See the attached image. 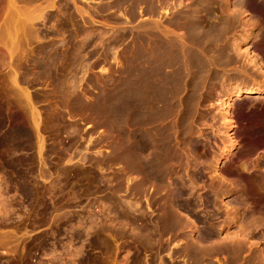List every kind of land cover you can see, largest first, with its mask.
Here are the masks:
<instances>
[{
	"label": "rangeland",
	"instance_id": "374dc122",
	"mask_svg": "<svg viewBox=\"0 0 264 264\" xmlns=\"http://www.w3.org/2000/svg\"><path fill=\"white\" fill-rule=\"evenodd\" d=\"M255 87L264 0H0V264H264Z\"/></svg>",
	"mask_w": 264,
	"mask_h": 264
},
{
	"label": "bare ground",
	"instance_id": "6f19581e",
	"mask_svg": "<svg viewBox=\"0 0 264 264\" xmlns=\"http://www.w3.org/2000/svg\"><path fill=\"white\" fill-rule=\"evenodd\" d=\"M209 13V12H208ZM8 14H10L9 12H8ZM11 15H13V14H11ZM13 18H14V16H13ZM7 19V18H6ZM10 19V18H9ZM27 21V20H26ZM193 21V20H192ZM24 23H26L25 21H24ZM21 25H22V23H20ZM157 24V23H156ZM31 26V25H30ZM187 26V25H186ZM217 27V26H216ZM1 28H3V27H1ZM9 28V27H8ZM27 28V27H26ZM13 29V28H12ZM219 29H221V30H224V29H222V27H220ZM14 31V30H13ZM20 31V30H19ZM218 31H220V30H218ZM9 32H10V30H9ZM15 32V31H14ZM29 32V31H28ZM217 31H215V33H216ZM221 32V31H220ZM218 34H221V33H223V32H221V33H219V32H217ZM5 34V33H4ZM192 34V33H191ZM194 34V33H193ZM3 35V34H2ZM8 35V34H7ZM145 35V34H144ZM148 35V34H147ZM216 35V34H215ZM192 36V35H191ZM218 36V35H217ZM211 37V36H210ZM214 37V36H213ZM216 37V36H215ZM11 38L12 37H10L9 39L11 40ZM212 38V37H211ZM210 38V39H211ZM5 39V38H4ZM190 39V38H189ZM213 40V39H212ZM7 41V40H6ZM13 41V40H12ZM8 42V41H7ZM175 42V41H174ZM14 43V42H13ZM215 43V42H214ZM175 45V44H174ZM14 46H15V44H14ZM157 46V45H156ZM169 46V45H168ZM171 47H172V45H171ZM176 47V46H175ZM177 48V47H176ZM178 50V49H177ZM220 55V54H219ZM224 56V55H223ZM217 58H218V56H217ZM221 58V57H220ZM219 58V60L221 61V59ZM223 58V57H222ZM214 59H216V58H214ZM223 60H224V58H223ZM222 60V61H223ZM218 60L216 59V62H217ZM220 61H219V63H220ZM228 61V60H227ZM217 65H218V63H216ZM221 65H222V62H221ZM211 67V66H210ZM263 74V73H262ZM146 78V77H145ZM133 87V86H132ZM136 88V87H135ZM144 89V88H143ZM264 88L263 87H255L254 89H248V91L246 92V93H252V92H259V91H262ZM153 90V89H152ZM137 95V94H136ZM131 96V95H130ZM133 97V96H132ZM130 98V97H129ZM134 99V98H133ZM142 99V98H141ZM139 100H140V98H139ZM142 101V100H141ZM192 111H193V109H192ZM154 112V111H153ZM150 113V112H149ZM158 116H160V115H158ZM163 116V115H162ZM182 116V115H181ZM2 118V117H1ZM252 120V119H251ZM188 121V120H187ZM190 121V120H189ZM1 124V123H0ZM140 127V126H139ZM4 129V128H3ZM1 131V130H0ZM257 131V130H256ZM13 133V132H12ZM6 136V135H5ZM8 136V135H7ZM9 139V138H8ZM3 140V139H2ZM171 145V144H170ZM13 146V145H12ZM25 147V146H24ZM175 147V146H174ZM126 149V148H125ZM163 150V149H162ZM172 150V149H171ZM249 150V149H248ZM166 153V152H165ZM133 154V153H132ZM163 155V154H162ZM157 156V155H156ZM154 157V156H153ZM159 157V156H158ZM130 159V158H129ZM158 160V159H157ZM163 160V159H162ZM125 161V160H124ZM262 161V160H261ZM157 162V161H156ZM132 164V163H131ZM157 167L156 168H159L158 169V171L160 170V168L162 167V164H163V162L160 160V161H158L157 163ZM262 164V163H261ZM164 165V164H163ZM231 165V164H230ZM229 165V166H230ZM232 166V165H231ZM233 167H234V165H233ZM162 168H164V167H162ZM232 169V168H231ZM162 170V169H161ZM235 170V169H234ZM139 172V171H138ZM143 172V171H142ZM161 173V172H160ZM129 174V173H128ZM253 176V175H252ZM251 176V177H252ZM236 178V177H235ZM253 178V177H252ZM256 178V177H255ZM260 178V177H259ZM254 179V178H253ZM257 179V178H256ZM247 180H248V178H247ZM251 181V180H250ZM249 181V182H250ZM252 189L253 190H261L262 192L264 191V179L263 178H261V179H257V180H255V181H253L252 180ZM258 190V191H259ZM217 192V191H216ZM255 192V191H254ZM259 193H261V192H259ZM257 195H259V194H257ZM260 196V195H259ZM257 198V197H256ZM259 200V199H258ZM173 201V200H172ZM260 202V201H259ZM245 203V202H244ZM248 203V202H247ZM255 210V209H254ZM259 210V209H258ZM253 211V210H252ZM260 212V211H259ZM258 212V213H259ZM264 212V211H263ZM172 213V212H171ZM261 213V212H260ZM250 215V214H249ZM256 216V215H255ZM171 218V217H170ZM257 218V217H256ZM258 218H260V217H258ZM179 219V218H178ZM180 220V219H179ZM262 221V220H261ZM171 221H169V223H170ZM245 222V221H244ZM251 222V221H250ZM180 223V222H179ZM187 223V222H186ZM182 224V223H181ZM180 224V225H181ZM255 225H256V223H254ZM172 225V224H171ZM171 225H169V226H171ZM205 225V224H204ZM166 226V225H165ZM172 227V226H171ZM182 227V226H181ZM180 227V228H181ZM211 227V226H210ZM258 227V226H257ZM174 227H172V229H173ZM183 228V227H182ZM199 228V227H198ZM180 230V229H179ZM174 231V230H173ZM172 232V231H171ZM178 233V232H177ZM207 233H211L210 235H212V233L213 232H207ZM179 234V233H178ZM203 234H205V233H203ZM209 234H206V235H208V236H210ZM159 235V234H158ZM201 238V237H200ZM203 238H205L204 236H203ZM237 239V238H236ZM202 241H203V239H201ZM201 241V242H202ZM179 242V241H178ZM204 242V241H203ZM205 244V243H204ZM207 245V244H206ZM207 247V246H206ZM199 248V247H198ZM201 248V247H200ZM197 249V248H196ZM202 249V248H201ZM239 250V249H238ZM187 251V250H186ZM194 252H197V251H195L194 250ZM229 252V251H228ZM236 253V252H235ZM234 253V254H235ZM198 256H199V254H198ZM236 262V261H235ZM234 262V263H235ZM195 263V262H194Z\"/></svg>",
	"mask_w": 264,
	"mask_h": 264
}]
</instances>
